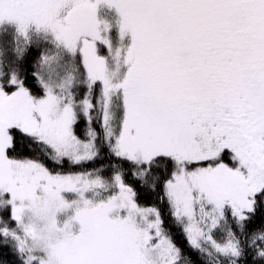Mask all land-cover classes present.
Here are the masks:
<instances>
[{
    "label": "snow or ice",
    "instance_id": "6c2138e0",
    "mask_svg": "<svg viewBox=\"0 0 264 264\" xmlns=\"http://www.w3.org/2000/svg\"><path fill=\"white\" fill-rule=\"evenodd\" d=\"M0 264H264V0H0Z\"/></svg>",
    "mask_w": 264,
    "mask_h": 264
}]
</instances>
